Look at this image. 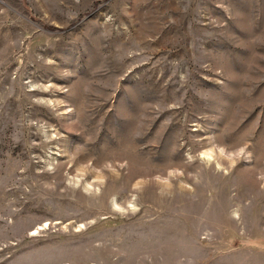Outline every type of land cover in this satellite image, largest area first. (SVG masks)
<instances>
[{
    "label": "rangeland",
    "instance_id": "obj_1",
    "mask_svg": "<svg viewBox=\"0 0 264 264\" xmlns=\"http://www.w3.org/2000/svg\"><path fill=\"white\" fill-rule=\"evenodd\" d=\"M0 264H264V0H0Z\"/></svg>",
    "mask_w": 264,
    "mask_h": 264
}]
</instances>
